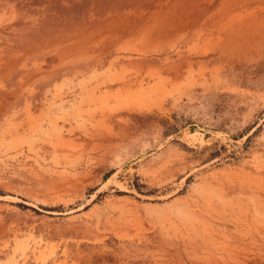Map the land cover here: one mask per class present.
I'll use <instances>...</instances> for the list:
<instances>
[{
  "label": "rangeland",
  "instance_id": "1",
  "mask_svg": "<svg viewBox=\"0 0 264 264\" xmlns=\"http://www.w3.org/2000/svg\"><path fill=\"white\" fill-rule=\"evenodd\" d=\"M0 264H264V0H0Z\"/></svg>",
  "mask_w": 264,
  "mask_h": 264
},
{
  "label": "crops",
  "instance_id": "2",
  "mask_svg": "<svg viewBox=\"0 0 264 264\" xmlns=\"http://www.w3.org/2000/svg\"><path fill=\"white\" fill-rule=\"evenodd\" d=\"M142 141V140H141ZM140 142V141H139ZM142 143V142H141Z\"/></svg>",
  "mask_w": 264,
  "mask_h": 264
}]
</instances>
